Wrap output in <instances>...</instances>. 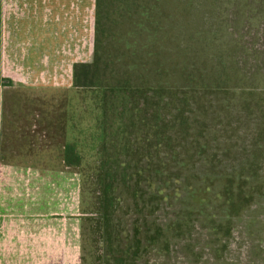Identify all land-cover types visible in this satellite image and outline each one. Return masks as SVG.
Instances as JSON below:
<instances>
[{
  "label": "trees",
  "instance_id": "16d2710c",
  "mask_svg": "<svg viewBox=\"0 0 264 264\" xmlns=\"http://www.w3.org/2000/svg\"><path fill=\"white\" fill-rule=\"evenodd\" d=\"M95 10L92 59L73 67L97 110L82 230L92 264L173 251L197 264V247L218 260L239 226L264 224V68L242 55L264 0H95ZM76 146L64 145L68 165H80Z\"/></svg>",
  "mask_w": 264,
  "mask_h": 264
},
{
  "label": "rangeland",
  "instance_id": "374dc122",
  "mask_svg": "<svg viewBox=\"0 0 264 264\" xmlns=\"http://www.w3.org/2000/svg\"><path fill=\"white\" fill-rule=\"evenodd\" d=\"M15 6L14 0H0V21ZM55 9L59 23L52 50L0 51V76L11 81L0 85L10 129L0 152V226L5 231L0 264H92L93 235L87 230L83 236L82 230L88 229L85 217L92 211L86 186L96 165L97 110L89 93L74 87L73 67L92 59L98 17L95 0H55ZM243 32L242 55L264 68V20ZM70 141L81 153L79 166L63 160ZM260 227L248 234L239 226L218 260L197 247V264H264V224ZM253 237L263 242L253 246ZM187 260L174 251L150 255L152 264H191Z\"/></svg>",
  "mask_w": 264,
  "mask_h": 264
},
{
  "label": "crops",
  "instance_id": "0c3cea01",
  "mask_svg": "<svg viewBox=\"0 0 264 264\" xmlns=\"http://www.w3.org/2000/svg\"><path fill=\"white\" fill-rule=\"evenodd\" d=\"M14 1V12L0 21L1 54H45L49 48L52 50L59 23L55 19V0ZM3 102L0 95L1 153L5 147L3 138L10 131ZM4 236L5 231L0 226V250Z\"/></svg>",
  "mask_w": 264,
  "mask_h": 264
}]
</instances>
